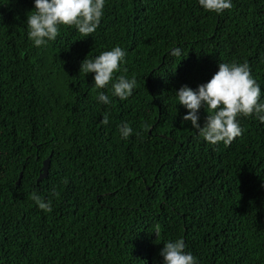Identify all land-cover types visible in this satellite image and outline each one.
<instances>
[{"label":"trees","instance_id":"16d2710c","mask_svg":"<svg viewBox=\"0 0 264 264\" xmlns=\"http://www.w3.org/2000/svg\"><path fill=\"white\" fill-rule=\"evenodd\" d=\"M31 8L0 0V264H159L176 238L198 264H264V124L238 117L239 137L209 144L175 98L234 61L264 99V0L219 15L196 0H105L94 33L60 26L40 47L26 34ZM113 46L126 53L114 77L136 80L124 101L79 72Z\"/></svg>","mask_w":264,"mask_h":264},{"label":"clouds","instance_id":"9594fccd","mask_svg":"<svg viewBox=\"0 0 264 264\" xmlns=\"http://www.w3.org/2000/svg\"><path fill=\"white\" fill-rule=\"evenodd\" d=\"M196 2L205 12L217 15L232 7V0ZM104 7L105 0H32V8L27 12L30 14L26 15L24 20L27 37L33 46H45L56 39L60 26H72L81 38L87 37L97 30ZM125 55L121 47L113 46L90 59L83 58L79 72L83 75L91 73L92 85L96 89H105L111 82V95L124 101L132 95L136 87L134 77L113 75L121 70ZM168 55L184 57L179 47L171 48ZM175 98L177 104L187 110L181 116V121H188L191 128L209 144L222 142L227 146L234 138L239 137L242 129L238 117L254 116L264 124V99H261V88L252 78L247 63L219 62L216 71L206 82L197 84L195 89L181 85L175 90ZM96 100L104 105L110 103L109 96L103 91L99 92ZM201 108L207 113L202 126L198 123V110ZM108 121L107 114L101 116V124H107ZM118 132L121 139H127L133 129L129 124L122 123ZM33 199L39 208L49 207L39 196L34 195ZM147 231L155 233L156 240L158 227L152 226L151 230ZM158 255L161 257L159 264H198L192 252L186 250L182 238L164 241Z\"/></svg>","mask_w":264,"mask_h":264},{"label":"water","instance_id":"95a60500","mask_svg":"<svg viewBox=\"0 0 264 264\" xmlns=\"http://www.w3.org/2000/svg\"><path fill=\"white\" fill-rule=\"evenodd\" d=\"M48 164H49V159L48 158L43 160L42 167H41V171L42 172L39 174L37 180L43 178L46 175L47 169H48Z\"/></svg>","mask_w":264,"mask_h":264}]
</instances>
